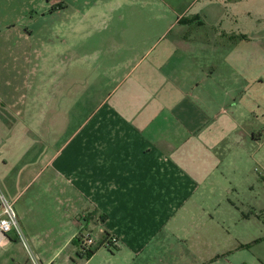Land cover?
Wrapping results in <instances>:
<instances>
[{
    "label": "crops",
    "instance_id": "0c3cea01",
    "mask_svg": "<svg viewBox=\"0 0 264 264\" xmlns=\"http://www.w3.org/2000/svg\"><path fill=\"white\" fill-rule=\"evenodd\" d=\"M33 1L0 0V191L13 202L33 254L44 264H74L78 236L88 231L98 249L91 258L114 249V264H264L263 225L258 234L248 220L232 233L247 219L227 218L202 199L204 190L235 183L226 179L230 171L257 180L247 170L260 162L252 151L263 136L257 115L243 110L242 99L221 91L213 100L202 90L214 70L197 66L185 83L175 74L179 62L160 57L151 101L133 108L108 99L80 123L82 91L50 90V42L41 29L35 39L28 23L33 11L46 18L50 4ZM57 73L59 81L62 67ZM226 124L234 126L231 138L220 141ZM52 223L60 225L59 240L43 244ZM110 236L119 246H105ZM18 244L10 234L0 264H32L17 257Z\"/></svg>",
    "mask_w": 264,
    "mask_h": 264
},
{
    "label": "rangeland",
    "instance_id": "374dc122",
    "mask_svg": "<svg viewBox=\"0 0 264 264\" xmlns=\"http://www.w3.org/2000/svg\"><path fill=\"white\" fill-rule=\"evenodd\" d=\"M44 2L50 4L47 17L42 20L33 11L28 23L35 32V39L41 29L50 42V90L61 85L62 91H82L80 123L94 110H100L108 99L110 106L121 99L133 108L151 101L156 91V74L152 68L160 57L171 59L173 65L179 62L175 74L185 83L190 70L194 74L198 72L197 66L205 72L207 68L210 72L214 70V78L201 80L202 90L209 91L213 100L222 97L221 91L232 101L242 99L243 110L257 115L263 136L261 145L252 146V151L260 162L247 168L248 173L251 170L256 174L257 180H252L251 184L244 172L242 179H237L230 171L226 179L235 177V183L228 186L227 181L224 191L218 189L212 194L204 190L202 199L215 205L227 218L247 219L233 225L232 233L244 231L252 221L251 225L260 234L262 225L264 227V84H261V79L264 80V0ZM16 16L21 19L19 14ZM187 40L198 41L204 47H185ZM250 50L256 52V57L250 55ZM61 67L63 75L58 81L57 71ZM240 86H245L243 96L238 91ZM111 92L113 98L109 97ZM227 117L220 116V121ZM233 129L230 124L219 129L218 140L230 139ZM208 143L213 145V135ZM22 230L31 246L23 226ZM45 230L43 244L51 245L59 240V224H48ZM22 246L18 244L16 255L24 262L29 255ZM113 250L105 249L90 259L76 253L74 264L117 263L116 258H111Z\"/></svg>",
    "mask_w": 264,
    "mask_h": 264
},
{
    "label": "built area",
    "instance_id": "2783aa9c",
    "mask_svg": "<svg viewBox=\"0 0 264 264\" xmlns=\"http://www.w3.org/2000/svg\"><path fill=\"white\" fill-rule=\"evenodd\" d=\"M0 205L2 211L0 215V246L4 245L8 239V236L14 233L16 235L17 240L22 242L24 248L28 252L29 260L31 261V263L44 264L37 256L33 254L31 247L28 244V240L22 230V226L19 221L13 202L10 201L1 191ZM78 238L79 251L84 257L85 255H87V253L94 249L96 241L93 238L92 234L88 231L81 233ZM105 246H119V241L117 237L110 236Z\"/></svg>",
    "mask_w": 264,
    "mask_h": 264
},
{
    "label": "trees",
    "instance_id": "16d2710c",
    "mask_svg": "<svg viewBox=\"0 0 264 264\" xmlns=\"http://www.w3.org/2000/svg\"><path fill=\"white\" fill-rule=\"evenodd\" d=\"M97 248H95V249H93V250H91L89 253H87V255H85L84 257L85 258H87V259H90L96 252H97ZM79 256L80 257H83L82 255H81V253H79Z\"/></svg>",
    "mask_w": 264,
    "mask_h": 264
}]
</instances>
